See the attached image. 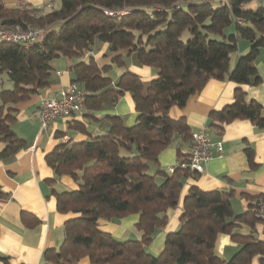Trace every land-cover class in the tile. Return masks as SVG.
<instances>
[{"label":"trees","instance_id":"trees-1","mask_svg":"<svg viewBox=\"0 0 264 264\" xmlns=\"http://www.w3.org/2000/svg\"><path fill=\"white\" fill-rule=\"evenodd\" d=\"M252 1L224 0L214 7L212 0H60L58 7L45 11L29 3L7 7L0 0L1 26L42 28L29 46L0 39V141L6 144L0 158L26 146L12 127L16 106L52 83L57 58L73 61L71 83L86 91L83 109L115 105L129 91L137 112L134 124L107 115L103 133L58 144L46 155L56 177L70 175L79 188L56 194L58 210L76 216L65 222L61 245L45 250L40 264H78L84 257L93 264H252L256 256L264 264L255 202L247 212L236 214L234 191L196 185L183 198L180 227L167 234L163 251L153 255L147 250L168 223V211L179 206L187 180L199 176L182 167L173 172L158 168L164 149L192 135L186 119L173 118L171 108L184 107L209 79H227L238 84L234 101L211 112L212 126L222 131L226 123L250 119L264 128L262 105L242 88L262 82L256 62L264 51V5L248 7ZM115 10L120 13H107ZM232 28L234 32L227 33ZM241 39L250 43V50L231 68ZM97 41L109 44L116 53L112 61L120 67L126 64L124 56L136 53L140 64L159 70L158 76L144 82L126 68L114 80L105 74L110 66H100L90 54ZM245 152L256 167L253 148L247 146ZM131 214L139 215V239L122 240L100 228V220ZM240 225L250 226V233H234ZM223 233L241 244L229 260L216 252Z\"/></svg>","mask_w":264,"mask_h":264},{"label":"crops","instance_id":"crops-1","mask_svg":"<svg viewBox=\"0 0 264 264\" xmlns=\"http://www.w3.org/2000/svg\"><path fill=\"white\" fill-rule=\"evenodd\" d=\"M4 1L7 7L29 3L45 10L46 6L52 5L49 0ZM257 6V1L248 4L251 8ZM97 45L98 41L90 54L100 66L109 65L110 71L105 74L117 80L126 68L112 61L116 53H111L108 43ZM238 47V51L232 55L231 68H234L240 55L250 50V43L241 39ZM53 62L56 71L52 83L16 106L17 119L12 127L17 136L25 140L26 146L10 157L0 158V256L8 260L0 259V264H40L45 250L61 245L65 222L76 216L58 210L56 194L78 189L79 183L70 175L56 177L46 155L58 144L84 141L91 133H103L108 125L107 115H120L127 124L136 122L135 102L131 92L126 91L115 105H107L96 111L84 108L72 116L56 119L49 128L42 130L36 114L37 107L43 98L57 97L59 91L72 82L69 67L73 61L60 57ZM256 65L262 82L257 85L244 84L242 88L250 98L262 105L264 116V51ZM128 70L138 74L144 82L151 81L159 73L156 67L140 64L138 60L128 63ZM237 86L234 81L211 78L201 91L190 97L184 107L171 108L170 115L175 119L184 117L192 133L206 129L213 140H221L224 153L210 160L197 178L187 180L179 206L168 211V223L147 245L148 251L161 253L167 234L179 229L183 198L193 185L203 190L234 191L233 209L236 214L247 212L256 197L264 195V128L257 127L250 119L226 123L222 131L212 126L211 112L233 103ZM178 145L181 146V154ZM247 146L254 150L256 167H252L248 161L245 152ZM5 147L6 144L0 141V152ZM190 148L191 139L181 141L179 138L162 151L158 168L171 172L170 169L189 153ZM138 218V214H131L116 221L100 220V228L122 240L139 239L142 232L136 227ZM250 231V226L240 225L233 232L248 234ZM259 234L264 239L261 229ZM240 247L241 244L231 234L223 233L218 237L216 252L221 258L229 260ZM260 259V256H256L252 264H262ZM78 263L93 264L88 257Z\"/></svg>","mask_w":264,"mask_h":264},{"label":"built area","instance_id":"built-area-1","mask_svg":"<svg viewBox=\"0 0 264 264\" xmlns=\"http://www.w3.org/2000/svg\"><path fill=\"white\" fill-rule=\"evenodd\" d=\"M209 1V0H206ZM51 6V5H49ZM110 15H117L120 11H107ZM122 13V12H121ZM42 32V28L33 24H26L24 27L16 25L3 27L0 25V39L19 42L26 46L33 44ZM86 91L76 83H70L59 91V95L53 98H43L36 109V114L41 122L42 130H46L60 117L72 116L83 110ZM224 153L223 142L213 140L206 129L193 132L191 135V148L189 153L178 160L176 167L190 169L196 173H202L205 165L215 156L221 157ZM254 211L261 222V230L264 233V199L255 201Z\"/></svg>","mask_w":264,"mask_h":264},{"label":"rangeland","instance_id":"rangeland-1","mask_svg":"<svg viewBox=\"0 0 264 264\" xmlns=\"http://www.w3.org/2000/svg\"><path fill=\"white\" fill-rule=\"evenodd\" d=\"M224 0H212V5L214 6V7H217L218 5H220L221 4V2H223ZM253 1H257L258 3H259V5H264V0H253ZM49 2H51L52 3V5L51 6H46V8H45V10H50V9H53L54 7H58L59 6V3H60V0H49ZM53 7V8H52ZM234 28H232V29H228L227 30V33H233L234 32ZM233 31V32H232ZM98 43H99V45H100V43H103V42H101V41H98ZM105 43V42H104ZM99 45H97V46H99ZM98 50V49H97ZM96 50V51H97ZM98 53V52H97ZM62 58H64L65 59V57H62ZM66 60H67V58H66ZM136 60H138V58H137V54L136 53H132V55H126L125 57H124V61H125V63L126 64H124L125 66V68H127L128 69V63H131L132 61H136ZM52 64H53V66H54V62H52ZM67 67V66H66ZM56 71V69L54 70V72ZM149 82V81H148ZM152 170H153V168H152ZM149 253H151V254H153V255H159V253L160 252H158V253H152V252H150L149 251ZM79 264V263H78Z\"/></svg>","mask_w":264,"mask_h":264}]
</instances>
